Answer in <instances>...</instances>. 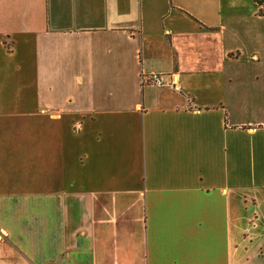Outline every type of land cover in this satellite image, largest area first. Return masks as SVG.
I'll list each match as a JSON object with an SVG mask.
<instances>
[{
	"label": "crops",
	"instance_id": "obj_1",
	"mask_svg": "<svg viewBox=\"0 0 264 264\" xmlns=\"http://www.w3.org/2000/svg\"><path fill=\"white\" fill-rule=\"evenodd\" d=\"M0 264H264L253 0H0Z\"/></svg>",
	"mask_w": 264,
	"mask_h": 264
},
{
	"label": "built area",
	"instance_id": "obj_2",
	"mask_svg": "<svg viewBox=\"0 0 264 264\" xmlns=\"http://www.w3.org/2000/svg\"><path fill=\"white\" fill-rule=\"evenodd\" d=\"M140 83L142 86H153L158 89L167 88L173 92H178L179 88L176 83L171 79L164 80V75L159 73H148L140 76Z\"/></svg>",
	"mask_w": 264,
	"mask_h": 264
},
{
	"label": "trees",
	"instance_id": "obj_3",
	"mask_svg": "<svg viewBox=\"0 0 264 264\" xmlns=\"http://www.w3.org/2000/svg\"><path fill=\"white\" fill-rule=\"evenodd\" d=\"M257 6V15L264 17V0H253Z\"/></svg>",
	"mask_w": 264,
	"mask_h": 264
}]
</instances>
